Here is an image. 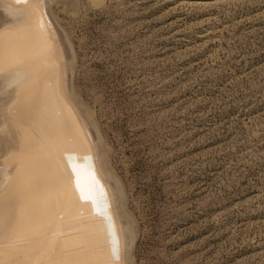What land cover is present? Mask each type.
<instances>
[{"label": "rangeland", "instance_id": "obj_1", "mask_svg": "<svg viewBox=\"0 0 264 264\" xmlns=\"http://www.w3.org/2000/svg\"><path fill=\"white\" fill-rule=\"evenodd\" d=\"M51 10L136 221L134 264H264V0Z\"/></svg>", "mask_w": 264, "mask_h": 264}, {"label": "bare ground", "instance_id": "obj_2", "mask_svg": "<svg viewBox=\"0 0 264 264\" xmlns=\"http://www.w3.org/2000/svg\"><path fill=\"white\" fill-rule=\"evenodd\" d=\"M53 1L0 0V264H134L136 221Z\"/></svg>", "mask_w": 264, "mask_h": 264}, {"label": "snow or ice", "instance_id": "obj_3", "mask_svg": "<svg viewBox=\"0 0 264 264\" xmlns=\"http://www.w3.org/2000/svg\"><path fill=\"white\" fill-rule=\"evenodd\" d=\"M17 2H22L25 4L34 3L36 5H39L42 2V0H17Z\"/></svg>", "mask_w": 264, "mask_h": 264}]
</instances>
